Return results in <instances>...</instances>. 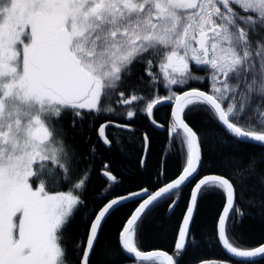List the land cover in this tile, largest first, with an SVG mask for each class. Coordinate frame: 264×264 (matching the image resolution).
<instances>
[{
  "label": "snow or ice",
  "instance_id": "obj_1",
  "mask_svg": "<svg viewBox=\"0 0 264 264\" xmlns=\"http://www.w3.org/2000/svg\"><path fill=\"white\" fill-rule=\"evenodd\" d=\"M0 264H264V0H0Z\"/></svg>",
  "mask_w": 264,
  "mask_h": 264
},
{
  "label": "trees",
  "instance_id": "obj_2",
  "mask_svg": "<svg viewBox=\"0 0 264 264\" xmlns=\"http://www.w3.org/2000/svg\"><path fill=\"white\" fill-rule=\"evenodd\" d=\"M123 151L120 153L124 160H131L135 157L136 151L140 148V139L136 136L125 135L121 138ZM211 211V208H208Z\"/></svg>",
  "mask_w": 264,
  "mask_h": 264
}]
</instances>
